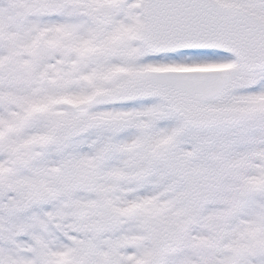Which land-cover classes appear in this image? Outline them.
Here are the masks:
<instances>
[{
  "label": "snow or ice",
  "instance_id": "snow-or-ice-1",
  "mask_svg": "<svg viewBox=\"0 0 264 264\" xmlns=\"http://www.w3.org/2000/svg\"><path fill=\"white\" fill-rule=\"evenodd\" d=\"M0 264H264V0H0Z\"/></svg>",
  "mask_w": 264,
  "mask_h": 264
}]
</instances>
